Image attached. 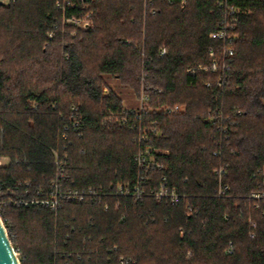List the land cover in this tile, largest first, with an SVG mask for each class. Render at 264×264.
Listing matches in <instances>:
<instances>
[{"label": "trees", "instance_id": "1", "mask_svg": "<svg viewBox=\"0 0 264 264\" xmlns=\"http://www.w3.org/2000/svg\"><path fill=\"white\" fill-rule=\"evenodd\" d=\"M56 1L0 4V216L20 263L264 264V196H251L264 191V0L242 15L222 87L185 70L214 44L216 0H87L92 28L63 23ZM72 107L81 127L65 129ZM151 121L159 135L142 143ZM149 145L162 168L139 166ZM53 151L67 156V185L98 197L57 210L18 203L48 194ZM139 176L151 189L166 177L185 198L114 193Z\"/></svg>", "mask_w": 264, "mask_h": 264}, {"label": "built area", "instance_id": "2", "mask_svg": "<svg viewBox=\"0 0 264 264\" xmlns=\"http://www.w3.org/2000/svg\"><path fill=\"white\" fill-rule=\"evenodd\" d=\"M14 1L15 0H0V4L8 6ZM86 1L87 0H57V7L62 9L63 23L71 24L78 28H92V12H84L82 10V4ZM179 1L182 5H184L186 2V0ZM147 2L148 1L145 0V4ZM216 3L218 7L223 10L224 14L221 18L219 27L209 34V37L214 41V44L208 49L207 58L205 60L188 64L185 70L186 74L190 77H193L194 79L200 74H216L218 76L216 85L217 87H222L224 75L230 69L235 55L234 43L237 39L236 30L240 24L242 15L247 11V6L250 5L251 0H216ZM79 9L81 10V12H77L79 11ZM151 12H154V10H151ZM162 53H165L164 49L162 50ZM205 84L207 86H212V82L210 80L206 81ZM106 91L107 88H105V92ZM183 109L184 107L182 105H175L164 107L162 110L165 113L172 114L178 113ZM71 110V121L69 122V124L64 126L65 129H69V127H73L74 129L81 127V119L78 108L72 107ZM142 110L143 107H141L140 111ZM129 112L133 113L134 110L131 109L129 110ZM107 119L112 123H116V121L126 123L127 121L126 116H122V118H119L117 116V112L111 109H109L108 111ZM152 135H159V130L156 127L155 121H151L149 125L144 126L140 130L138 140L142 143L147 142ZM63 137L67 138L66 132H63ZM158 151L159 150L154 148L152 145L144 146L141 152L136 155V160L139 166L143 169H148L151 167L162 168L163 165L155 159V154ZM53 152L56 157L55 161L58 166V170L56 177L50 183L48 194L43 195L45 191L44 189H40L34 196H31L30 198H21L18 203L24 204L26 206L36 205L48 207L51 210H57L64 200L84 202L88 199L98 197L100 192L92 187L77 189L68 186L66 183L67 176L65 172V166L67 165V156H65L64 160H61L58 152ZM4 160L8 161V158L3 156L0 157V165H4L7 163ZM262 170L264 172V166L262 167ZM216 172L220 177L217 194L219 196L227 195L229 191V185L224 184L223 180L221 179L222 174L225 172V168L222 167ZM17 184L19 186L23 185L21 181H18ZM24 184L26 185V187H29L30 182L26 181L24 182ZM146 185V179L142 176H139L132 182L118 183L114 188V193L121 196H130L135 199H140L148 192L152 194L157 201L165 200L173 204L179 203L183 198H185L184 194L177 192L174 188H170L166 177H163L162 181L154 189L146 187ZM251 196L260 199L264 196V191L253 192ZM250 223L252 228L256 227L255 221L250 220ZM254 235L255 231L252 229L250 231V236Z\"/></svg>", "mask_w": 264, "mask_h": 264}, {"label": "water", "instance_id": "3", "mask_svg": "<svg viewBox=\"0 0 264 264\" xmlns=\"http://www.w3.org/2000/svg\"><path fill=\"white\" fill-rule=\"evenodd\" d=\"M184 6V5H183ZM0 264H21L0 216Z\"/></svg>", "mask_w": 264, "mask_h": 264}, {"label": "rangeland", "instance_id": "4", "mask_svg": "<svg viewBox=\"0 0 264 264\" xmlns=\"http://www.w3.org/2000/svg\"><path fill=\"white\" fill-rule=\"evenodd\" d=\"M4 161H6V162H7V160H4ZM17 254H19V253H17Z\"/></svg>", "mask_w": 264, "mask_h": 264}]
</instances>
